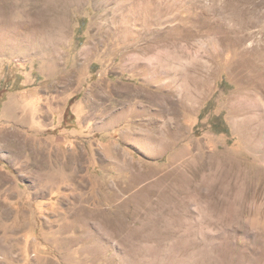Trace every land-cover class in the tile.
Here are the masks:
<instances>
[{"label": "rangeland", "instance_id": "1", "mask_svg": "<svg viewBox=\"0 0 264 264\" xmlns=\"http://www.w3.org/2000/svg\"><path fill=\"white\" fill-rule=\"evenodd\" d=\"M0 264H264V0H0Z\"/></svg>", "mask_w": 264, "mask_h": 264}, {"label": "bare ground", "instance_id": "2", "mask_svg": "<svg viewBox=\"0 0 264 264\" xmlns=\"http://www.w3.org/2000/svg\"><path fill=\"white\" fill-rule=\"evenodd\" d=\"M26 6V5H25ZM31 7V6H30ZM25 12H27V11H25ZM31 14V13H30ZM31 24V23H30ZM29 27V26H28ZM25 28V27H24ZM28 32V31H27ZM36 36V35H35ZM38 36V35H37ZM191 99V98H190Z\"/></svg>", "mask_w": 264, "mask_h": 264}]
</instances>
